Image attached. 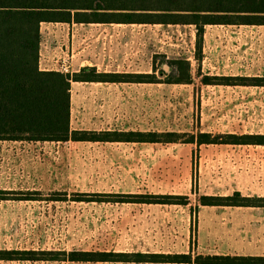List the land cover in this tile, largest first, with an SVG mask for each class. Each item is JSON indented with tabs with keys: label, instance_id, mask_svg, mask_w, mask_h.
<instances>
[{
	"label": "rangeland",
	"instance_id": "rangeland-1",
	"mask_svg": "<svg viewBox=\"0 0 264 264\" xmlns=\"http://www.w3.org/2000/svg\"><path fill=\"white\" fill-rule=\"evenodd\" d=\"M134 32L135 38L140 36L138 27ZM189 33L183 34L179 47L172 48L167 58L153 55L157 49L152 46L149 63L136 42L129 55L123 56L133 63V68L115 70L152 72L156 67L159 77L166 79L168 69L161 68L162 63L174 68L173 59L186 57L192 58L196 75L198 63ZM211 37L212 28L208 40ZM208 52L202 64L205 74L213 71L206 59ZM121 57L119 52L115 54L116 59ZM258 58L264 61V42ZM260 71L264 74V69ZM130 96L132 100L124 106L129 116L123 117L127 119L123 125L129 129L189 133L199 123L203 131L213 134L264 133V89L242 94L238 90L204 87L196 79L190 86H141ZM77 97L72 101L75 122L84 108L88 121H98L94 113L100 103L93 100L95 94L89 95L91 100L87 105ZM240 102H252L254 107L247 104L240 108ZM230 149L233 147L0 142V191L40 192L44 199L0 200V251L184 254L191 252L194 236L197 240L194 255L236 253V249L245 247L262 249L264 221L260 216L264 210L261 209L201 208L198 221L193 224L189 207L76 203L71 198L59 202L48 200L52 192H64L70 197L81 193H151L189 195L195 205L197 195L230 190L228 167L224 168L228 160L226 152ZM0 264L82 263L0 261Z\"/></svg>",
	"mask_w": 264,
	"mask_h": 264
},
{
	"label": "trees",
	"instance_id": "trees-1",
	"mask_svg": "<svg viewBox=\"0 0 264 264\" xmlns=\"http://www.w3.org/2000/svg\"><path fill=\"white\" fill-rule=\"evenodd\" d=\"M117 23L193 26L196 30V76L203 85L264 87V77L208 76L202 72L206 27L210 25L264 26V0H0V141L26 143L87 142L101 144L262 145L264 135H229L180 132L73 131L71 84L131 83L186 84L194 82L186 57L171 61L175 72L163 81L152 74L99 73L84 68L79 73L43 71L39 66L44 23ZM194 192L195 189H194ZM49 201L97 204L190 206L192 222L201 207L264 208V198L197 195L50 193ZM197 194V193H196ZM42 193L0 191V200L43 201ZM192 233L195 229L192 228ZM163 254L115 251H0L6 262H66L116 264H264V257Z\"/></svg>",
	"mask_w": 264,
	"mask_h": 264
},
{
	"label": "crops",
	"instance_id": "crops-1",
	"mask_svg": "<svg viewBox=\"0 0 264 264\" xmlns=\"http://www.w3.org/2000/svg\"><path fill=\"white\" fill-rule=\"evenodd\" d=\"M139 28V37L135 38V28ZM176 28L175 30H168L167 28ZM179 28L182 30L180 31ZM213 29V37L208 40L207 35L209 29ZM214 28H217L215 31ZM223 29V31L218 32ZM264 26L255 25H210L206 27V33L204 37L203 54L209 50L206 59L209 60L212 65V73L205 74L208 76H225V77H264V74H260V70L264 69V61L258 58V52L260 45L264 40L263 37L257 36L262 33L264 35ZM190 32L192 39V47L195 49L196 44V30L193 26H164L161 24H117V23H90V24H77L73 23H44L41 26L42 45L44 49V63L43 69L46 67L54 66L56 60L59 57L67 55L72 56L71 67L72 74L79 73L82 69L90 67L96 68L99 73H122V74H152L150 71H120L116 68H133V63L127 58L124 59V55L128 56L133 45L137 42L140 47V52L146 56L147 63L151 61L149 55L151 54L152 46L157 49V52H153V55H160L167 58L166 55L172 48L179 47V40L183 34ZM121 54V60L115 58V54ZM195 54V53H194ZM176 59V58H175ZM190 62L192 58H187ZM174 60V59H173ZM204 61V60H203ZM192 64V62H191ZM203 64V62H202ZM162 63L161 68L164 69ZM157 69V68H156ZM159 69V68H158ZM158 69L156 75H158ZM175 69L172 68L170 72H167L168 76L173 74ZM203 72V70H202ZM194 82L198 78L193 70ZM162 81L164 79H161ZM194 82L190 85H193ZM202 84V83H201ZM155 85V84H131V83H80L73 82L71 84V128L73 131H120V132H180L181 131H155V130H139L129 129L127 125H123L126 120L124 116L128 115V110L124 109V106L128 104L132 97L131 94L134 90H138L141 86ZM157 85H174V86H190L186 84H167L159 83ZM204 87L212 88H225L231 90H238V92L244 94L248 90H262L264 87H245V86H217V85H203ZM95 94L93 100L100 103V108L96 110L94 116L98 121H88V113L86 108L80 113L79 121L75 122L72 117V101L75 96H78V100L83 105H87L91 99L89 95ZM120 94H128V96H120ZM244 98V97H243ZM249 104L254 107V103H241L240 108H245ZM247 114V113H246ZM129 116V115H128ZM111 120L110 122H107ZM129 127H131L129 125ZM203 131L199 123L194 130L189 133H197ZM211 133V132H206ZM213 134V133H211ZM223 134L229 135H264V133H234L227 132ZM2 142V141H0ZM8 143V142H3ZM9 143H21L26 142H9ZM69 143V142H68ZM72 143H87V142H72ZM30 144H45V143H30ZM61 144V143H51ZM89 144H101V143H89ZM139 145V144H102V145ZM152 145V144H142ZM162 145V144H153ZM177 145V144H174ZM192 145V144H183ZM170 146V145H162ZM203 146H229L233 147L226 152V166L228 167V179L230 183V190H226L222 194H204L207 196H232L235 192L241 193L244 197H257L264 198V146L262 145H203ZM194 184V183H193ZM196 184V181H195ZM193 186V185H192ZM194 188L192 189V191ZM194 192V194H196ZM103 194V193H102ZM106 194V193H105ZM108 194V193H107ZM114 194V193H110ZM130 194V193H128ZM151 194V193H145ZM153 195H178V194H153ZM197 195V194H196ZM189 196V195H180ZM191 200V198H190ZM192 202V201H191ZM193 205V203H192ZM161 206V205H160ZM167 206V205H166ZM194 206V205H193ZM183 207V206H181ZM190 208V206H188ZM201 208H231L232 207H201ZM200 208V209H201ZM243 209H261L264 208H243ZM264 221V215L260 216ZM192 220V215H191ZM264 230V225L261 226ZM248 237V236H247ZM238 248L236 253L226 254H213L218 256H239V257H264V248ZM190 253V252H189ZM184 253V254H189ZM194 255V254H193ZM203 255V254H197ZM196 256V255H194Z\"/></svg>",
	"mask_w": 264,
	"mask_h": 264
},
{
	"label": "built area",
	"instance_id": "built-area-1",
	"mask_svg": "<svg viewBox=\"0 0 264 264\" xmlns=\"http://www.w3.org/2000/svg\"><path fill=\"white\" fill-rule=\"evenodd\" d=\"M43 48L44 47L41 44L40 59H39V66H40L41 70H43V71H57V72H61L63 74H72V67H71L72 56L71 55L59 57L56 60V63L54 65V66H56L55 68H54V66H51V67H46L45 69H43L42 67H43V63L45 60Z\"/></svg>",
	"mask_w": 264,
	"mask_h": 264
},
{
	"label": "water",
	"instance_id": "water-1",
	"mask_svg": "<svg viewBox=\"0 0 264 264\" xmlns=\"http://www.w3.org/2000/svg\"><path fill=\"white\" fill-rule=\"evenodd\" d=\"M163 67H164V69H168V70H166V71H168V72H170L171 70H172V67L170 68V67H167L166 65H163Z\"/></svg>",
	"mask_w": 264,
	"mask_h": 264
}]
</instances>
